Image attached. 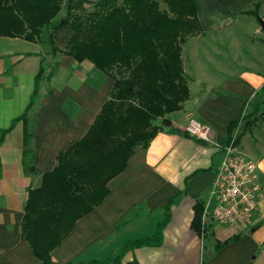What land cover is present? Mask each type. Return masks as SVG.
Returning a JSON list of instances; mask_svg holds the SVG:
<instances>
[{
  "label": "crops",
  "instance_id": "obj_1",
  "mask_svg": "<svg viewBox=\"0 0 264 264\" xmlns=\"http://www.w3.org/2000/svg\"><path fill=\"white\" fill-rule=\"evenodd\" d=\"M197 2L204 35L222 34L224 30L230 37L241 34L239 28L233 27L247 16L240 11L254 2L260 3L258 15L264 13V0ZM252 30L243 34L247 42L264 43V37ZM252 35L257 40L248 38ZM46 41V27L37 41L0 35V129L7 128L24 111L40 61L45 58L46 67L49 60ZM219 48L212 50L221 55ZM240 48V55L247 52L248 62L239 64L227 59L228 55L225 60L211 62L205 56L208 63L190 65V69L195 68L191 73L186 72L181 55L190 95L180 109L165 116L172 127L184 130L189 114H193L211 126L210 140L200 142L170 132L162 117L156 118L154 124L162 129L147 147L135 148L123 170L106 183L109 193L74 222L52 252L53 264L116 256L126 240L152 235L169 203L161 244L130 249L122 262L136 259L139 264H264V116H258L251 126L242 121L234 128L236 144L256 163L257 210L247 222L232 226L209 223L203 237L191 227L194 205L203 204L222 158L219 145L227 139L228 124L264 99V62L243 44ZM55 61L54 74L48 81L41 80L39 102L29 112L33 131L29 146L35 172L24 170L26 147L21 120L0 142V264H40L21 236L28 189L39 186L42 173L55 167L57 154L88 131L113 88V79L88 60L77 61L60 54ZM263 109L261 103L258 111ZM234 235H239L237 240L216 249L217 242Z\"/></svg>",
  "mask_w": 264,
  "mask_h": 264
},
{
  "label": "trees",
  "instance_id": "obj_2",
  "mask_svg": "<svg viewBox=\"0 0 264 264\" xmlns=\"http://www.w3.org/2000/svg\"><path fill=\"white\" fill-rule=\"evenodd\" d=\"M83 0H0V35L40 39L47 29V42L53 51L54 41L64 42L61 54L77 61L88 60L113 79V88L88 131L56 156V165L42 173L40 185L28 189L21 220V236L29 243L40 264H53L52 252L72 229L74 222L88 213L108 193L106 183L123 170L136 147H147L162 129L154 120L162 117L169 131L189 136L171 126L165 115L178 110L189 98L187 77L182 65V43L202 33L197 0H97L96 7L83 17L73 15L74 2ZM164 5V8L160 7ZM65 8L64 15L54 19ZM259 2L240 11L257 16ZM40 61L34 77L33 91L24 111L0 129V142L14 124L23 122V166L35 172L29 146L33 137L29 112L38 104L41 80H50L57 66ZM264 93V83L261 86ZM261 101L248 113L231 121L227 127L229 142L234 128L242 121L254 124L264 109ZM237 141V138H236ZM203 142V141H200ZM169 206L164 219L152 235L126 240L120 252L104 260L69 264H139L136 259L122 262L124 254L141 246H157L169 219ZM202 202L194 205L191 227L200 233ZM234 235L216 243V249L237 240Z\"/></svg>",
  "mask_w": 264,
  "mask_h": 264
},
{
  "label": "built area",
  "instance_id": "obj_3",
  "mask_svg": "<svg viewBox=\"0 0 264 264\" xmlns=\"http://www.w3.org/2000/svg\"><path fill=\"white\" fill-rule=\"evenodd\" d=\"M211 126L189 114L184 131L191 137L207 142ZM222 158L217 164L215 177L203 201L202 227L209 223L232 226L247 222L258 207L256 163L246 157L236 144V136L219 145ZM201 237L205 231H201Z\"/></svg>",
  "mask_w": 264,
  "mask_h": 264
},
{
  "label": "rangeland",
  "instance_id": "obj_4",
  "mask_svg": "<svg viewBox=\"0 0 264 264\" xmlns=\"http://www.w3.org/2000/svg\"><path fill=\"white\" fill-rule=\"evenodd\" d=\"M115 3L119 2V0H112ZM97 0H83V2H74L72 13L73 15H80L83 17L87 13L91 12L96 7ZM161 8H164L163 4H160ZM65 13V8L62 6L60 12L56 15L55 19L61 18ZM258 17H261L264 21V13L262 15H247L242 16L241 20L235 25V27L241 32L239 35H234L232 37L226 35L225 30L222 32V34H215L212 33V35H204L201 32H197L196 34L190 36L185 43H182V49L181 55H183V64L185 67V70L187 73H191V71L197 67L200 63H208V59L205 56L210 57L211 62L219 61L217 60L220 58L221 60H225L224 56L228 55L227 59L234 60L235 62L239 63L242 61L249 60L247 52L244 53V55H240L238 51H241L242 48L240 46L243 44L245 47L248 48V50L252 51L256 56L259 58H262V61L264 62V43H260L258 45L251 44L250 42H247V40L243 37L244 33H250L252 30L253 34L257 33L259 35H262L264 37V29L261 28ZM232 30V29H230ZM47 31V29H46ZM243 31V32H242ZM248 38L254 40H257L256 36H248ZM47 43V53L46 57H48V64L51 65L54 63V59L60 55V51L65 49L64 42H58L57 40L54 41L55 44H52L53 51L51 52V46ZM240 43V44H239ZM219 44L221 45V48ZM227 49L225 51V46ZM239 44V46H238ZM216 47V49H220L221 55L216 54L212 48ZM239 47V48H238ZM203 49H206L207 51H203ZM211 49V50H210ZM218 52V51H217ZM182 57V56H181ZM207 61H206V60ZM255 61V60H254ZM240 64V63H239ZM190 65H194L193 69H190ZM209 67H212L211 64H209Z\"/></svg>",
  "mask_w": 264,
  "mask_h": 264
},
{
  "label": "water",
  "instance_id": "obj_5",
  "mask_svg": "<svg viewBox=\"0 0 264 264\" xmlns=\"http://www.w3.org/2000/svg\"><path fill=\"white\" fill-rule=\"evenodd\" d=\"M258 21H259V24L261 26L262 29H264V21L261 17H258Z\"/></svg>",
  "mask_w": 264,
  "mask_h": 264
}]
</instances>
